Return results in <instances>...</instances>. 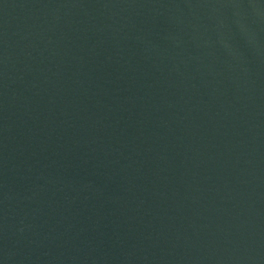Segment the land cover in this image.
<instances>
[{
	"label": "water",
	"instance_id": "95a60500",
	"mask_svg": "<svg viewBox=\"0 0 264 264\" xmlns=\"http://www.w3.org/2000/svg\"><path fill=\"white\" fill-rule=\"evenodd\" d=\"M0 264H264V0H0Z\"/></svg>",
	"mask_w": 264,
	"mask_h": 264
}]
</instances>
